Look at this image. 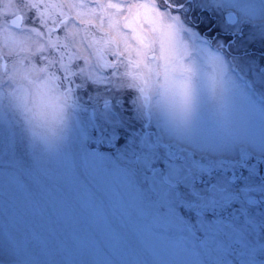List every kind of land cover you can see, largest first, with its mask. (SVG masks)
<instances>
[{
    "label": "rangeland",
    "instance_id": "rangeland-1",
    "mask_svg": "<svg viewBox=\"0 0 264 264\" xmlns=\"http://www.w3.org/2000/svg\"><path fill=\"white\" fill-rule=\"evenodd\" d=\"M165 2L167 79L106 57L66 70L44 116L0 82V264H264V0Z\"/></svg>",
    "mask_w": 264,
    "mask_h": 264
},
{
    "label": "snow or ice",
    "instance_id": "snow-or-ice-1",
    "mask_svg": "<svg viewBox=\"0 0 264 264\" xmlns=\"http://www.w3.org/2000/svg\"><path fill=\"white\" fill-rule=\"evenodd\" d=\"M19 24L0 21V82L21 92V100L34 102L39 116L51 108V94L61 86L66 70L80 73L85 66L107 57L113 67L124 65L133 72L170 75L172 36L156 0H19ZM88 10L83 20L76 10ZM73 13H75L73 15ZM105 20L119 29L109 47H94L87 35L105 38ZM84 35H81V32ZM131 33V35H129ZM163 73V74H161ZM59 77V80H57Z\"/></svg>",
    "mask_w": 264,
    "mask_h": 264
},
{
    "label": "flooded vegetation",
    "instance_id": "flooded-vegetation-1",
    "mask_svg": "<svg viewBox=\"0 0 264 264\" xmlns=\"http://www.w3.org/2000/svg\"><path fill=\"white\" fill-rule=\"evenodd\" d=\"M168 5L171 6V10L174 11V12H178V11H181V12H184V13H188L189 15H201V14H205L207 13V11L209 12V17H214L215 15L212 14V12H218V11H215L214 8H211L212 12H210L206 6V4H200V3H204V2H207V0H171V3L169 2V0H165ZM216 2H218L219 0H214ZM211 13V14H210ZM19 13H16L12 16V18L17 15ZM21 15V14H19ZM201 18V17H200ZM201 21V20H200ZM9 22L12 24V20L9 19ZM214 21L212 20V23L213 24ZM21 25H19L18 27H20ZM213 29L212 25L210 27H208L207 29ZM242 28V26H241ZM205 32V31H204ZM214 36V35H213ZM213 43V42H212ZM211 43V44H212ZM226 44H228L226 42ZM214 45V44H213Z\"/></svg>",
    "mask_w": 264,
    "mask_h": 264
},
{
    "label": "water",
    "instance_id": "water-1",
    "mask_svg": "<svg viewBox=\"0 0 264 264\" xmlns=\"http://www.w3.org/2000/svg\"><path fill=\"white\" fill-rule=\"evenodd\" d=\"M20 18H21V16H20L19 14H18V15H15V16L12 18V24L19 25ZM227 19H228L229 21H233V20H234V15H233V13H228V14H227Z\"/></svg>",
    "mask_w": 264,
    "mask_h": 264
}]
</instances>
